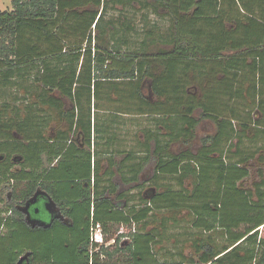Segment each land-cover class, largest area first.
Masks as SVG:
<instances>
[{"label": "trees", "instance_id": "trees-1", "mask_svg": "<svg viewBox=\"0 0 264 264\" xmlns=\"http://www.w3.org/2000/svg\"><path fill=\"white\" fill-rule=\"evenodd\" d=\"M116 3L125 9L130 2L11 0L12 10L0 12V98L11 92L22 107L0 104V184L11 183L8 200L0 199V264H17L25 254L30 264H264V0H139L169 22L159 39L165 48L141 56L122 51L133 31L128 23L118 25L120 40L111 36L116 25L104 20L105 7ZM103 23L107 48L100 47ZM213 62L223 74L217 86L204 98L187 93L202 87L199 64ZM145 81L152 99L141 94ZM198 109L216 134L196 154H172L170 143L194 137ZM100 112L114 115L98 125ZM119 115L152 116L154 128L124 150L127 189L117 194L111 174L101 178L95 166L92 176L83 147L93 132L94 139L103 134L102 153H117L110 124ZM150 162L152 176L141 182ZM256 168V181L246 186ZM38 189L67 223H26L16 206ZM183 210L192 227L220 232L225 243L207 236L194 241L197 260L179 254L163 262L152 249L156 235L145 228L135 227L114 253L94 252L90 243L91 214L112 239L113 226L130 229L155 211Z\"/></svg>", "mask_w": 264, "mask_h": 264}, {"label": "rangeland", "instance_id": "rangeland-1", "mask_svg": "<svg viewBox=\"0 0 264 264\" xmlns=\"http://www.w3.org/2000/svg\"><path fill=\"white\" fill-rule=\"evenodd\" d=\"M127 3L126 8L122 9L118 3L109 4L105 7V16L104 20H111L115 23L116 28L114 29V34L111 36H115V39L121 38L122 34H120V27L118 25L128 23L133 29L132 32L127 34L128 40L127 45H123L122 51H131L137 52L140 56L142 53L150 52L154 54L157 49L165 48V46L159 41L161 34L166 32V29L169 25L167 18L158 17L149 9L145 10L143 6H139V0H123ZM143 1H141V4ZM130 5V6H128ZM11 0H0V12L11 11ZM153 10V9H152ZM110 24V23H108ZM105 34L100 36V47L107 48V44L110 42L109 36L110 29L105 26V23L102 24L101 28ZM96 33V32H95ZM94 34V32H93ZM97 35V34H96ZM107 42V43H106ZM196 74V72H195ZM8 98H0V104L8 103L11 108H17V106L22 108L18 101L12 100L13 97L11 92H7L5 97ZM144 94L147 95V90L145 89ZM198 113V112H197ZM108 113L100 112L96 113L98 118V125H101L103 122L107 121L109 118L107 116ZM118 119L113 121L110 124V134L114 133L116 135V142H120V145L126 148L134 147L133 144L135 141L142 139V136L146 132V128L149 125H146L148 121L144 117L135 118L132 116H117ZM111 119V118H110ZM141 122V123H140ZM115 124V125H114ZM113 125V126H112ZM105 127V125H104ZM153 129V127H150ZM200 128L205 130V132L211 131L212 126L207 123L202 125ZM103 134H96L95 141L97 145L95 146L98 151L104 150L105 147L102 145L104 143V139H100ZM198 147V143L196 141L194 145V149ZM138 150V149H135ZM16 166L14 169H18ZM152 165H149L144 171L141 181H145L151 175ZM257 168L250 170L249 177L245 180V185L250 186L251 183L256 181L257 179ZM120 185V183H118ZM11 183H7L6 181L0 184V199L7 201L10 193ZM142 190L147 189V186H144ZM37 191H40L39 189ZM140 191L133 192L134 195L138 194ZM137 199V198H136ZM175 220V221H174ZM139 224L136 226V230L138 228L144 229L148 232H152L156 235L155 243L152 245L153 252L155 254V258L158 261H171L180 259L179 254H181L184 258H192L197 260V255L194 252V241H196V245L199 244V240L206 238L207 236H211L215 238L217 241V245L222 246L225 241L219 238L220 232H212L211 234H202L199 230H196L192 227L190 223V217L188 216V212L183 210L181 212H166V211H155L148 219L146 225L143 227ZM117 226H113L110 230L109 236L116 235ZM262 229H260L261 232ZM126 232V230H125ZM131 233H128L123 237L119 238L118 243L111 246L108 250L111 252H115L116 248H118L121 243L128 244L131 239ZM105 240L108 236H104ZM128 237V238H127ZM198 242V243H197ZM118 244V246H117ZM120 260H124L126 257L121 253L118 255ZM174 256V257H173ZM173 257V259H172ZM114 258H116L114 256Z\"/></svg>", "mask_w": 264, "mask_h": 264}, {"label": "flooded vegetation", "instance_id": "flooded-vegetation-1", "mask_svg": "<svg viewBox=\"0 0 264 264\" xmlns=\"http://www.w3.org/2000/svg\"><path fill=\"white\" fill-rule=\"evenodd\" d=\"M101 10H102V8L100 9V11ZM93 32H94V34H93ZM92 35L93 36L95 35V30H94L93 27H92ZM199 65L202 68L203 74L202 75L199 74L200 76L197 74V77L199 76V78H198L200 80L199 86H202V87L199 88V87H193V86H191V87H189V88L186 89V92L187 93H190V90L194 89L191 92V93H193V95H197V93H198V97L204 98L205 95H206V93L208 95L209 94V91L212 89V87L213 86L216 87L217 86V83L222 80L223 74L221 73V70L218 67L219 66V63H217V62H213V63H200ZM149 82L150 81H145L142 84V87L140 89L141 94L146 99H152L151 98L152 97V94H151L150 83ZM145 89L147 90V95L144 94ZM200 112H201L200 109H198L195 112H193V117L195 118L196 121H198V124H197V126H196V128L194 130V137L192 138V140L189 143H183V142L170 143L169 150H170V152L172 154L178 155L180 153H185V152H191L193 154H196L198 152V150L202 147L203 140L204 139H207L209 137H213L216 134L215 133L216 132V128H215L214 123L210 119L203 118L200 115ZM123 116H127V115H123ZM130 116L135 117V118L144 117V118L147 119L146 121H148V123L146 125H149L146 129L147 130L152 129L150 127H153L154 128L153 121H152V119H153L152 116H149V115H143V116H140V115H130ZM207 123H209L212 126L211 131H209V132H205V130H203L202 128H200L202 125H205ZM138 141L141 142V139L140 140L137 139V141L134 142L133 146L137 147L138 146L137 145ZM196 141L198 143V147H196V149H194V145H195ZM94 142H95V145H94ZM96 145H97V143L94 140V133L92 132V135H91V146L90 147H87V146H84L83 147L84 149L89 150L90 153H91V155H92V157H91V163H92V166H93L92 167V171H93L92 176L94 175V167L96 166V173L101 178L106 173L111 174L110 175V178H111L112 184L114 185V188L116 189L115 192H117V194L119 192H124L127 189V186H125V184H123L122 181H121L122 177L124 178V176H125V169L121 168V166L123 164L122 160H123L124 155H125L124 154V150L129 149V147L128 148L123 147V146L120 145V142H119V145L117 147L118 152L117 153H112L110 155V154H107V153H102L101 151L97 152L98 149H96V147H95ZM109 156H113L112 165L107 160V158ZM95 161H96V164H95ZM149 165H152L151 175H150V177H151L152 176V173H153V168H154L153 162H150L145 167L144 171H146V168ZM141 177H142V175H141ZM141 177H140V180H141ZM150 177H148V178H150ZM141 182H143V181H141ZM118 183H120V185H118ZM147 190H148V188L146 189V191ZM114 198H115V195L112 196V197H110L111 200H113ZM46 200H47V198H45L44 196H39L37 198L36 203L34 205H31L29 207L28 212L30 214L31 219H37V220H41V221L47 222L51 218L52 219L54 218L55 214H57V213L51 214L48 211V208H46V205H45L46 204ZM23 206L24 205H22V206L18 205V206H16V208L17 207H23ZM56 209L58 210V212L60 213V215L62 217L61 218V221L67 223V220L62 216L61 211H60V209L57 206H56ZM92 211H93V208H91V212ZM40 212H43V213H40ZM54 220H60V219H55L54 218ZM92 220L93 219H92V214H91V222H93ZM133 225H134V232H135V227L136 226H135L134 223H133ZM120 226H124V225L123 224L119 225L117 227L116 232L118 231V229H119ZM134 232H131V234H133ZM123 236L122 235H117V233H116L115 238L118 237V239H119V238H121ZM115 238H112L114 240V242L112 244H110L109 246H107L105 249H109L111 246H113V245L116 244ZM20 258L21 257H19L18 259H20ZM101 259L102 260L105 259V256L102 255L101 256ZM29 260L30 259L27 258L21 264H30V261Z\"/></svg>", "mask_w": 264, "mask_h": 264}, {"label": "water", "instance_id": "water-1", "mask_svg": "<svg viewBox=\"0 0 264 264\" xmlns=\"http://www.w3.org/2000/svg\"><path fill=\"white\" fill-rule=\"evenodd\" d=\"M39 196H44L45 198H47L46 200V208H48V211L51 213V214H55L54 218L55 219H60L61 220V215L60 213L58 212V210L56 209V206L54 204V202L49 198V196L43 192V191H37L33 197L31 199H29L28 201L25 202L24 206L23 207H17L18 210H20L21 212H23V214H25V221L26 223L31 226V227H34V226H39V227H43V228H47L50 226V224L52 223V221L54 220V218L50 219L49 221L45 222V221H41V220H37V219H31L30 217V214L28 212V209L31 205H34L37 201V198ZM27 259V254H25L24 256H22L18 263L17 264H21L23 260Z\"/></svg>", "mask_w": 264, "mask_h": 264}, {"label": "built area", "instance_id": "built-area-1", "mask_svg": "<svg viewBox=\"0 0 264 264\" xmlns=\"http://www.w3.org/2000/svg\"><path fill=\"white\" fill-rule=\"evenodd\" d=\"M131 232H134L133 224L130 229L126 226H120L117 231V235L125 236L126 234L131 233ZM104 236L105 235H104L102 226L99 223L91 222V226L89 230V240H90L91 245L94 246L93 247L94 252H98L100 248L102 247L106 248L107 246H109L110 244L114 242L113 239L105 240Z\"/></svg>", "mask_w": 264, "mask_h": 264}, {"label": "crops", "instance_id": "crops-1", "mask_svg": "<svg viewBox=\"0 0 264 264\" xmlns=\"http://www.w3.org/2000/svg\"><path fill=\"white\" fill-rule=\"evenodd\" d=\"M133 192H136L135 190Z\"/></svg>", "mask_w": 264, "mask_h": 264}]
</instances>
